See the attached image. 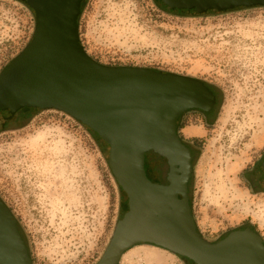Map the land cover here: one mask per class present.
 Wrapping results in <instances>:
<instances>
[{"label": "rangeland", "instance_id": "rangeland-1", "mask_svg": "<svg viewBox=\"0 0 264 264\" xmlns=\"http://www.w3.org/2000/svg\"><path fill=\"white\" fill-rule=\"evenodd\" d=\"M163 7L154 0H87L81 45L103 65L184 75L215 90L217 105L207 122L190 116L178 132L196 144L192 214L208 241L244 227L264 241L258 172L264 159V7L201 16ZM33 31L29 9L0 0V72ZM106 156L86 128L57 111L20 113L0 129V200L16 219L32 264H96L101 258L125 209ZM148 163V179L163 182L166 162L153 157ZM119 264L192 263L137 246Z\"/></svg>", "mask_w": 264, "mask_h": 264}, {"label": "water", "instance_id": "water-1", "mask_svg": "<svg viewBox=\"0 0 264 264\" xmlns=\"http://www.w3.org/2000/svg\"><path fill=\"white\" fill-rule=\"evenodd\" d=\"M34 17L25 48L0 72V129L20 113L57 111L86 128L121 190L125 209L96 264H119L137 246H153L192 264H264V241L250 228L208 241L188 201L192 155L177 132L189 110L210 113L217 98L205 82L148 68L114 67L91 58L80 42L87 0H17ZM190 16L264 7V0H158ZM101 149V148H100ZM168 172L150 181V158ZM264 177V159L259 165ZM0 264H32L17 222L0 200Z\"/></svg>", "mask_w": 264, "mask_h": 264}, {"label": "flooded vegetation", "instance_id": "flooded-vegetation-1", "mask_svg": "<svg viewBox=\"0 0 264 264\" xmlns=\"http://www.w3.org/2000/svg\"><path fill=\"white\" fill-rule=\"evenodd\" d=\"M17 1V0H16ZM19 2V1H18ZM20 3V2H19ZM207 85V87L209 88V90L211 91V93L217 98V94H216V92H215V90L212 88V87H210L208 84H206ZM213 114V111H211L210 113H203V112H201V111H199V110H189V111H187L186 113H184L180 118H179V120H178V122H177V132H182V127L184 128V124L185 123H187L188 122V118L190 117V116H197V117H199V118H201V120H202V122L204 123V122H207V120H208V118L211 116ZM180 136V138H181V140H182V142L184 143V145L190 150V152H191V155H192V166H193V161H194V153H195V148H196V144L194 143V142H192V141H190V140H188V139H186V138H184V137H182V135H179ZM258 168H259V166H258ZM258 172H259V169H258ZM192 173H193V171H192ZM259 174H260V172H259ZM192 175L193 174H191V178H190V180L192 179ZM261 175V174H260ZM262 176V175H261ZM262 180H264V177L262 176ZM154 183H158V182H155V181H153ZM188 201H189V206H190V209H191V214H192V206H191V202H190V197H189V186H188ZM192 216H193V214H192ZM246 227H244V228H241V229H245ZM250 228V227H249ZM252 229V228H251ZM198 230V229H197ZM253 230V229H252ZM254 231V230H253Z\"/></svg>", "mask_w": 264, "mask_h": 264}, {"label": "trees", "instance_id": "trees-1", "mask_svg": "<svg viewBox=\"0 0 264 264\" xmlns=\"http://www.w3.org/2000/svg\"><path fill=\"white\" fill-rule=\"evenodd\" d=\"M154 1H155V3L157 4L158 7L162 8V9H165L157 0H154ZM100 148L103 149V145L102 144H101ZM162 160L165 162L164 159H162ZM106 166H107V170H108L109 174L112 176L111 171H110V169H109V167L107 165V162H106ZM118 190H119V193L121 194L122 193L121 190L119 188H118ZM246 228H249V227H246Z\"/></svg>", "mask_w": 264, "mask_h": 264}, {"label": "crops", "instance_id": "crops-1", "mask_svg": "<svg viewBox=\"0 0 264 264\" xmlns=\"http://www.w3.org/2000/svg\"><path fill=\"white\" fill-rule=\"evenodd\" d=\"M185 137H187V136H185Z\"/></svg>", "mask_w": 264, "mask_h": 264}]
</instances>
